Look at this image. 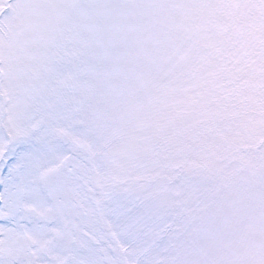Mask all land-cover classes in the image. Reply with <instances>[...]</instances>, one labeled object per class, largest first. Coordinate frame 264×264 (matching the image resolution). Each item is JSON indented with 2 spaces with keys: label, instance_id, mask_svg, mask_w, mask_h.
Instances as JSON below:
<instances>
[{
  "label": "snow or ice",
  "instance_id": "1",
  "mask_svg": "<svg viewBox=\"0 0 264 264\" xmlns=\"http://www.w3.org/2000/svg\"><path fill=\"white\" fill-rule=\"evenodd\" d=\"M0 264H264V0H0Z\"/></svg>",
  "mask_w": 264,
  "mask_h": 264
}]
</instances>
